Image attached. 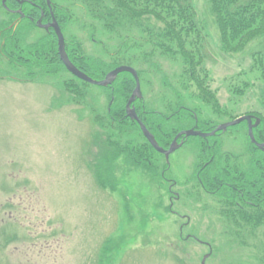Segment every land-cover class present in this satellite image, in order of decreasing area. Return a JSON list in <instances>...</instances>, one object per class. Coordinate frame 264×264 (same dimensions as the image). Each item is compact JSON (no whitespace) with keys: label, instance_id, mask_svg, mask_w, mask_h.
Masks as SVG:
<instances>
[{"label":"rangeland","instance_id":"1","mask_svg":"<svg viewBox=\"0 0 264 264\" xmlns=\"http://www.w3.org/2000/svg\"><path fill=\"white\" fill-rule=\"evenodd\" d=\"M53 1L69 10L65 39L80 41L84 54L106 62L120 59L144 71L139 77L145 107L169 117L167 127L189 128L194 114L203 128L249 114L264 116V70L254 60L261 52L264 62V34L241 50L227 51L210 0H192L203 37L196 76L203 88L191 79L181 56L154 46L160 33L154 23L108 28L81 0ZM8 17L0 7V20ZM43 34L32 30L28 41ZM119 46L124 49L117 52ZM0 68L11 67L0 62ZM13 72L14 78L0 73V264H202L208 253L205 264H254L251 247L257 241L258 263L264 264L263 222L227 224L215 200L199 199L198 189L191 193V161L199 166L203 158L191 154L205 152L200 138H190L168 159L165 178L176 182L179 199L170 200L168 182L160 176L167 162L155 149L148 157L159 176L152 179L129 157L118 156L111 169L113 191L96 173L99 161L110 157L105 135L114 134L121 144L149 142L132 120L118 135L120 128L104 131L96 123L106 117L110 91L76 80L87 94L75 100L63 85L74 77L69 72L37 82L23 81L22 69ZM246 124L229 128L213 143L217 153L238 155L240 167L258 157L261 176L264 151L250 143ZM194 200L208 202L210 210H198L197 202L191 208ZM182 215L190 217L183 230ZM235 232L246 241L236 240ZM191 233L211 249L186 239Z\"/></svg>","mask_w":264,"mask_h":264},{"label":"trees","instance_id":"2","mask_svg":"<svg viewBox=\"0 0 264 264\" xmlns=\"http://www.w3.org/2000/svg\"><path fill=\"white\" fill-rule=\"evenodd\" d=\"M31 4H37L43 9H47L46 0H28ZM52 1L56 18L64 30L69 22L70 13L63 5ZM88 11L103 20L108 28L132 24L135 21H147L154 23L160 32L154 46L169 52L178 54L184 60L187 72L191 75L199 86L203 88V81L197 75V69L202 64L201 47L203 37L197 18L196 9L192 0H81ZM212 12L218 22L221 32V40L224 49L227 51H237L244 48L248 40L264 34V0H210ZM109 2V3H106ZM30 3L26 2L20 9L23 13L31 14L36 10ZM16 0H6V6L0 0L2 7L9 15L8 19L0 20V62L7 64L10 69H1L0 73L6 77H12L13 70L22 69L25 73L21 76L26 81H40L43 77L54 75L60 72H68L60 60L56 34L48 35L44 33L34 42L28 41V35L33 30L29 21L16 22L17 14H12L9 8L17 7ZM20 7V6H19ZM27 23L24 24V23ZM122 27V28H123ZM121 28V27H118ZM64 32V31H63ZM66 40V50L71 61L82 71L95 79H103L105 75L120 65H128L135 68L140 76L144 71L138 70L132 64L121 62L120 59L106 62L98 57L84 54L83 45L77 39ZM137 46L133 44V47ZM139 47V46H138ZM136 47V48H138ZM177 52L173 51V49ZM123 46L117 48V52L123 50ZM118 54V53H117ZM256 54L259 57L256 58ZM255 54L256 64L264 70V62L261 52ZM132 60V59H131ZM82 62V63H81ZM19 74V73H18ZM16 75V74H15ZM20 75V74H19ZM14 78V75L13 77ZM22 80V79H20ZM83 82L75 77L65 79L63 82L65 91L73 96L75 100L79 96L86 95L84 88L75 81ZM136 86L134 77L123 72L119 74L113 85L106 87L110 91L111 101L107 109L105 118H96V123L105 131L116 129L122 130L130 120L126 116L125 106L130 94ZM264 105V95H263ZM138 116L153 133L157 142L167 148L174 136L181 130L167 127L169 117L149 110L143 101L136 104ZM260 124L254 128V136L257 141L264 142V116L259 115ZM106 119V120H104ZM134 125L138 124L132 121ZM109 127V128H106ZM113 127V128H112ZM201 127V126H200ZM139 128V126H138ZM203 128V127H201ZM140 129V128H139ZM206 129V128H203ZM105 147L107 155L103 157L97 165V179L103 186L115 191L113 184L112 165L118 156L129 157L138 168L144 169L145 173L152 179L159 176L157 165L149 153H153L154 148L147 142L135 144L127 141L121 144L115 140V135L107 133ZM204 143V142H203ZM105 153V154H106ZM168 171L167 163L160 176L165 179ZM259 172V170H258ZM263 175H259L262 177Z\"/></svg>","mask_w":264,"mask_h":264},{"label":"flooded vegetation","instance_id":"3","mask_svg":"<svg viewBox=\"0 0 264 264\" xmlns=\"http://www.w3.org/2000/svg\"><path fill=\"white\" fill-rule=\"evenodd\" d=\"M16 2L18 3L17 7L9 8L12 14L18 15L15 19L16 22L27 20L32 24L33 31H36V29H40L48 35H52L53 33L55 34L52 27L45 28L38 27L37 25V22L39 20H41L43 25H49L53 21V19H56V21L58 22L53 6L52 9H50L48 6L47 9H43L37 4H31L28 0H16ZM26 2L30 3V5H32L36 9L29 15L23 13L20 9L25 5ZM34 41L35 40H32V42ZM138 101H143V98L137 99L133 103L135 108ZM193 117L195 123L189 128L182 129V131L195 129L206 133L215 130L220 124H222L215 123L214 125L203 129L199 125L198 116L194 114ZM253 122H255V119H253ZM246 123L248 128V122ZM226 131H217L214 135L205 138L199 136H191L188 138L181 136L178 138L179 143L181 141L184 142L183 145H185V143H187L190 138L191 140H193L195 137L200 138L201 141L204 142L205 152L203 154H191V157H203L200 158V160H202V163H200L199 166L198 164H196L195 159L194 162L191 161V193L194 194L198 189L199 199H206L208 201L215 200V205L218 206L219 217L220 219H224L227 224H235L237 226L246 224L247 226L257 227L260 225V222H263L264 224V170L262 173L263 176L259 177L258 166L255 165L258 157H251V163L247 161L246 165L244 164L243 167L242 165L240 167L237 162V157H239L238 155L231 153H217L216 145L213 142H215L217 139H220ZM163 156L166 157L164 154ZM165 180L168 182L170 200L172 201L179 199V193L177 191H174L173 189L174 187H176V182L170 178H165ZM194 202L198 203V210H210L208 207V202L206 203V201L197 200L191 202V208H193ZM182 217L186 219V222L181 226V230H183L184 226L188 225L190 222L189 216L182 215ZM192 223L193 218L191 215V225ZM237 234L239 233L235 232L234 234L236 240H240L242 242L246 241V239L243 238L240 234ZM248 236L250 238H253L254 234L252 233ZM190 238L193 241L210 247L209 242L205 241L204 238H201L196 234L191 233ZM251 248L256 252L255 260L257 263L254 264H259V259L257 257L259 253L258 241L255 243V246L252 245Z\"/></svg>","mask_w":264,"mask_h":264},{"label":"water","instance_id":"4","mask_svg":"<svg viewBox=\"0 0 264 264\" xmlns=\"http://www.w3.org/2000/svg\"><path fill=\"white\" fill-rule=\"evenodd\" d=\"M46 1H47L48 7L52 9V5H51L52 1L51 0H46ZM5 2L6 0H3L4 6H5ZM37 25L38 27H45V28L52 27L54 29L57 39H58V53H59L60 60L62 61L63 65L66 67V69L71 74L81 79L82 81L87 82L89 84L96 85V86L108 87L112 85L116 81L119 74L123 72H128L134 77L136 86L126 103V116L130 118L131 120H134L138 124L141 132L146 137L147 141L153 146V148L157 152L164 154L166 156L167 161L169 159L170 154H172L174 151H176L178 148H180L183 145L184 143L183 141H181L180 143L178 142L179 137L184 136L188 138L190 136H200V137L205 138V137L214 135L217 131H226L229 127L240 124L243 121L248 122V131H249V137H250L251 142L255 146H257L260 150L264 151V143L258 142L253 134V129L259 125L260 119L256 118V122L253 123L252 122L253 119L251 115H244V116L238 117L237 119L233 121L222 123L215 130L211 132L205 133V132H201L195 129L181 131L174 137L173 141L170 143L167 149L162 147L157 142L153 133L147 128V126L139 118L136 112L135 106L133 104L137 99H141L143 96L142 90H141L140 79H139L136 69L128 65H120L112 69L111 71H109L103 79H95L92 76L85 73L84 71L80 70L69 58L67 51H66L65 37L56 19H53V21L49 25H43L41 20H39L37 22ZM208 256L209 255L204 256V259L202 262L203 264H205V260L207 259Z\"/></svg>","mask_w":264,"mask_h":264}]
</instances>
